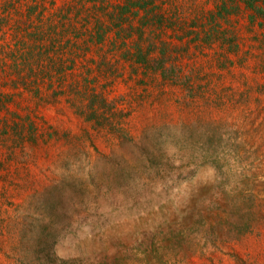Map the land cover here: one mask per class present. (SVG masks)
<instances>
[{
	"label": "rangeland",
	"instance_id": "obj_1",
	"mask_svg": "<svg viewBox=\"0 0 264 264\" xmlns=\"http://www.w3.org/2000/svg\"><path fill=\"white\" fill-rule=\"evenodd\" d=\"M178 1L192 13L194 8L214 9L217 31L231 38L203 41L201 32L182 51L178 62L199 70L192 90L161 83L151 72L131 71L116 49L109 72L113 78L97 81L109 98L107 109L117 111L113 124L97 131L93 120L77 112L85 97L53 99L45 87L37 96L0 82V101H6L0 102V157L8 161L0 168V264H148L140 261L141 249L152 253L159 239L164 245L158 244L157 253L167 254L165 264H264V15L254 14L251 21V11L236 8V0L226 1L228 10L215 5L221 0ZM119 69L121 74L114 75ZM13 122L24 129L31 123L35 144L25 135L20 142ZM145 149L162 153L161 167L170 176L174 168L195 170L173 188L183 209L192 205L202 212L236 202L250 208L242 217L250 228L215 245L218 230H231L234 216L213 227L194 216L188 230L175 235L176 226L169 233L170 227L159 225L153 214H165V203L148 201L135 208L140 210L136 215H131L134 209L104 227L74 219L62 237L50 238L48 255L27 249L30 229H39L47 219L35 197L61 177L91 183L96 202L80 211L85 216L114 207L117 201L107 193L120 186L153 197L161 185L154 182L157 166L140 162Z\"/></svg>",
	"mask_w": 264,
	"mask_h": 264
},
{
	"label": "trees",
	"instance_id": "obj_2",
	"mask_svg": "<svg viewBox=\"0 0 264 264\" xmlns=\"http://www.w3.org/2000/svg\"><path fill=\"white\" fill-rule=\"evenodd\" d=\"M226 1H217L215 5L219 10H228ZM181 3L178 0H0V82L9 83L15 89L28 90L37 96L43 93L45 87L53 99L63 95H72L80 100L85 97V103L80 101V105H76L77 110L80 109L77 112L87 120H93L97 131L105 125L111 126L117 109H107L109 98L104 96L103 84L100 86L97 80L105 78L111 81L113 78H109V72L114 70L116 49L131 71L151 72L158 75L161 83H181L184 88L192 90L193 79L199 70L194 67L186 69L178 62L182 51H186L189 43L196 41L201 32L204 33L203 41L218 38L222 43L231 41L230 36L217 31L214 9L194 8L192 13L188 6ZM263 4L264 0L234 1L236 8L251 11V21L254 14L264 15L260 6ZM121 71H115L114 75L121 74ZM0 102L6 104L5 99ZM13 124L14 135L20 142L25 135L35 144L36 133L31 123L26 129L16 122ZM3 130L0 126L1 133ZM211 153L212 150L206 155ZM9 155L6 157L9 158ZM161 155L152 154L146 149L140 154L142 166L151 163L157 166L158 176L154 182L161 187L159 191H153V197L147 198L141 192L132 194L120 186L107 193V196L115 197V206L105 205L104 209L96 210L98 212L91 216L80 213L86 210L89 201L96 202L92 200L90 182H81L75 177L70 178V175L43 189L35 200L41 204L47 219H40L43 223L39 229H30L32 235L27 238L30 242L27 249L48 255L50 238L55 241L57 236L62 237L66 232L63 230L70 227L74 219L80 221L87 218L88 224L104 227L118 221L121 215H130L138 205L148 201L153 204L165 203V214L158 215L157 210L153 214L159 218V225L170 227L169 233L176 226L175 235L184 234L185 229L188 230L194 223V216L203 218H200L203 226L211 227L228 221L227 215L234 216L230 225L232 231L219 229L221 237L218 240L213 238L215 245L230 241L250 228L248 223H242L244 210L250 211V208L242 209L243 206L236 202L202 212L192 205H189V210L183 209V201L179 202L178 191L173 188L180 187L182 181L190 179L195 170L174 168L170 176L164 166L161 167ZM5 162L8 163L7 159L0 157V168ZM208 162L211 163H204ZM67 178L70 179L65 181ZM139 211L137 208L131 215ZM171 212L172 216L169 214ZM26 232L23 231V235ZM158 241V244L164 245L160 239ZM158 244L152 248V253L141 249L144 252L141 263L165 264L164 256L167 254L157 253ZM102 262L105 261H97Z\"/></svg>",
	"mask_w": 264,
	"mask_h": 264
}]
</instances>
